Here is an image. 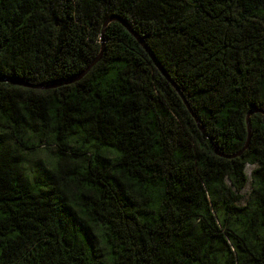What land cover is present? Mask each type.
Wrapping results in <instances>:
<instances>
[{
	"label": "trees",
	"instance_id": "1",
	"mask_svg": "<svg viewBox=\"0 0 264 264\" xmlns=\"http://www.w3.org/2000/svg\"><path fill=\"white\" fill-rule=\"evenodd\" d=\"M0 264H264V0H0Z\"/></svg>",
	"mask_w": 264,
	"mask_h": 264
},
{
	"label": "water",
	"instance_id": "2",
	"mask_svg": "<svg viewBox=\"0 0 264 264\" xmlns=\"http://www.w3.org/2000/svg\"><path fill=\"white\" fill-rule=\"evenodd\" d=\"M120 21V22H122L127 28H128V30L130 31V32H132L135 36H136V38L140 41V43H142V45L146 48V50L149 52V54L151 55V57L154 59V61L156 62V64H157V66H159L160 67V65L158 64V62L156 61V59L154 58V55L152 54V52L150 51V49L147 47V45H145V43L141 40V39H139V37L131 30V28L123 21V20H121V19H119V18H117V17H112V18H110L109 20H107L106 21V23L104 24V28H103V32H102V36H101V42H102V45H103V47H104V31H105V29H106V27L111 23V22H113V21ZM18 84H21V83H18ZM23 86H30V84H26V83H23L22 84ZM39 87V86H38ZM40 88V87H39ZM187 103V102H186ZM188 105V104H187ZM188 107H189V105H188ZM189 109H190V107H189ZM191 110V109H190ZM253 113H255V112H252V113H250L249 114V116H248V118H247V123H248V131H249V140H248V142H247V145H246V147L245 148H247L248 147V145H249V142H250V139H251V134H252V126H251V122H250V117H251V115L253 114ZM195 116V115H194ZM197 119V118H196ZM197 121H198V124H199V126H200V128H201V130L203 131V133L206 135V133H205V130H204V128L202 127V125H201V123H200V121L197 119ZM241 154V153H240Z\"/></svg>",
	"mask_w": 264,
	"mask_h": 264
},
{
	"label": "rangeland",
	"instance_id": "3",
	"mask_svg": "<svg viewBox=\"0 0 264 264\" xmlns=\"http://www.w3.org/2000/svg\"><path fill=\"white\" fill-rule=\"evenodd\" d=\"M251 170H252V167H248V168H247V174H248V176L250 175ZM249 192H250V187L248 186V187L246 188V190H245L244 193L246 194V196H248V195H249Z\"/></svg>",
	"mask_w": 264,
	"mask_h": 264
}]
</instances>
